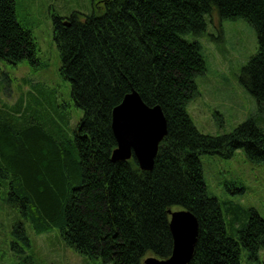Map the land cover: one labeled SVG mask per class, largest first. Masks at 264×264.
I'll use <instances>...</instances> for the list:
<instances>
[{
    "label": "trees",
    "instance_id": "1",
    "mask_svg": "<svg viewBox=\"0 0 264 264\" xmlns=\"http://www.w3.org/2000/svg\"><path fill=\"white\" fill-rule=\"evenodd\" d=\"M104 1L101 13L54 16L61 72L83 112L77 128L66 130L58 119L28 123L25 114L41 113L23 99L16 111L2 110L10 119L0 124V199L20 216L11 249L27 264L33 259L22 257L31 248L29 229L58 228L65 244L87 258L145 264L149 256H171L169 210L187 209L200 222L189 264H242L243 253L256 260L264 250V217L210 193L203 158H231L241 150L264 164V0ZM238 19L257 35L258 51L240 80L259 113L229 132L205 133L188 109L200 95L197 78L207 72L196 38L211 36L209 22L222 27ZM25 60H38L32 32L18 20L16 0H0V64ZM132 91L149 106L160 105L168 123L149 171L134 156L112 159V111ZM242 183L223 186L242 194Z\"/></svg>",
    "mask_w": 264,
    "mask_h": 264
},
{
    "label": "rangeland",
    "instance_id": "2",
    "mask_svg": "<svg viewBox=\"0 0 264 264\" xmlns=\"http://www.w3.org/2000/svg\"><path fill=\"white\" fill-rule=\"evenodd\" d=\"M104 9V0H16L17 18L32 32L38 60L36 64L29 60L0 64V124L10 119L2 110L16 111V105L23 99L28 105L34 104L41 114H25L24 108L14 114L16 118L25 114L27 122L34 124L43 121L48 124L58 119L64 122L66 130L77 128L83 112L75 105L71 83L61 72L62 57L54 35V16L67 18L73 12L92 14ZM219 30H222V38ZM208 32L211 36L193 37L204 47L207 72L197 78L200 95L188 109L201 131L222 134L259 113L257 101L240 80L243 67L258 51V42L255 29L245 19L225 20L222 27L209 22ZM260 125L264 127V120ZM203 164L210 193L221 200L237 201L245 209H256L264 217V164L252 163L241 150L231 158L204 156ZM232 180L243 182L246 189L242 194L225 191L223 183ZM18 217V211L0 199V264H21V259L11 249L12 227ZM29 232L31 248H27L22 257L30 255L33 259L24 263L105 264L67 246L58 228L41 234L32 229ZM242 264H264V250L256 260H249L243 253Z\"/></svg>",
    "mask_w": 264,
    "mask_h": 264
},
{
    "label": "water",
    "instance_id": "3",
    "mask_svg": "<svg viewBox=\"0 0 264 264\" xmlns=\"http://www.w3.org/2000/svg\"><path fill=\"white\" fill-rule=\"evenodd\" d=\"M67 25L69 21H66ZM112 130L117 147L112 159L125 161L133 156L143 170H152L168 123L160 105L149 106L136 91L128 93L112 111ZM174 247L170 257L149 256L145 264H189L200 233L198 217L190 210H169Z\"/></svg>",
    "mask_w": 264,
    "mask_h": 264
}]
</instances>
